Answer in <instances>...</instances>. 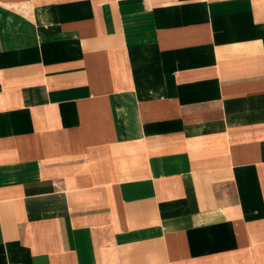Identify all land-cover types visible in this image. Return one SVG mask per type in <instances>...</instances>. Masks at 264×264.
<instances>
[{"label": "crops", "instance_id": "crops-1", "mask_svg": "<svg viewBox=\"0 0 264 264\" xmlns=\"http://www.w3.org/2000/svg\"><path fill=\"white\" fill-rule=\"evenodd\" d=\"M0 264H264V0H0Z\"/></svg>", "mask_w": 264, "mask_h": 264}]
</instances>
